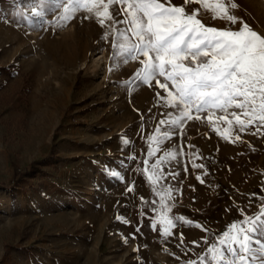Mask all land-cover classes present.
<instances>
[{
	"label": "rangeland",
	"instance_id": "obj_1",
	"mask_svg": "<svg viewBox=\"0 0 264 264\" xmlns=\"http://www.w3.org/2000/svg\"><path fill=\"white\" fill-rule=\"evenodd\" d=\"M56 3L0 0V264L209 260L207 248L242 219L240 209L253 215L261 206L264 132L239 133L233 127L224 139L228 126L209 123L207 112L186 120L182 134L180 127L160 125L171 119L163 114L175 116L174 110L158 101L156 93H164L154 82L147 86L134 79L141 65L122 62L114 37L104 39L111 31L107 24L102 27L94 14L82 11L61 26ZM235 3L231 12L264 35V0ZM34 5L42 17L31 16ZM196 8L206 26H230L213 19L210 10L188 5ZM165 130L174 133L168 140L162 139ZM172 150L180 154L166 159ZM157 160L163 176L153 183L149 176ZM169 172L179 175L173 179ZM165 189L174 197L163 201L171 206L167 215L191 221V226L177 222L168 237L159 225L157 231L150 227L163 211L159 193Z\"/></svg>",
	"mask_w": 264,
	"mask_h": 264
},
{
	"label": "snow or ice",
	"instance_id": "obj_2",
	"mask_svg": "<svg viewBox=\"0 0 264 264\" xmlns=\"http://www.w3.org/2000/svg\"><path fill=\"white\" fill-rule=\"evenodd\" d=\"M39 3L43 5L44 0ZM193 3L210 10L213 19L226 21L230 26L223 29L206 26L198 18L200 8L188 9ZM56 7L62 8L61 26L82 11L94 14L102 27L107 24L111 31L105 33L104 39L109 35L114 37L112 47L114 52L117 48L120 50L122 62L138 61L141 65L134 79L147 86L154 82L164 93H156L158 101L174 110L175 116L172 112L163 114L171 119L160 120V125L180 127L182 134L181 126L186 120H199V114L207 112L209 123L228 126L223 133L224 139L231 137L233 127L239 133L250 128L254 129L253 134L264 132V35L231 12L238 7L235 0H184L183 5H175L172 0H57ZM30 13L35 17L44 15L35 5ZM237 24L239 28L232 27ZM121 25L123 27H119ZM120 38L122 42L118 43ZM214 130L220 131L218 127ZM160 132L161 128L157 127L156 133ZM173 134L165 130L162 139L168 140ZM148 140L158 142L157 136H150ZM240 140L237 134L235 141ZM124 143L129 141L125 139ZM154 154L150 148L148 155ZM179 154L172 150L165 153V158L175 160ZM160 164L157 160L151 165L149 180L153 183L163 176ZM193 167L204 166L193 163ZM168 175L175 179L179 173L169 172ZM197 179L203 183L200 176ZM171 191L165 189L159 193L163 211L158 219L150 221L152 230L157 231L159 225L160 234L165 237L172 235L171 230L177 222L191 226V221L184 220L183 216L170 218L167 215L171 206L163 201L174 199ZM255 195L252 194L253 198ZM261 201L255 214L247 215L240 209L242 219L232 222L227 230L217 235L207 248L209 260L200 256L199 260H188L185 264H264V197ZM180 240L183 243L182 233ZM202 242L209 244L207 237L202 238ZM191 243L201 246L200 241Z\"/></svg>",
	"mask_w": 264,
	"mask_h": 264
},
{
	"label": "bare ground",
	"instance_id": "obj_3",
	"mask_svg": "<svg viewBox=\"0 0 264 264\" xmlns=\"http://www.w3.org/2000/svg\"><path fill=\"white\" fill-rule=\"evenodd\" d=\"M102 58L101 54L100 55H97L95 57V61L94 62H99V60ZM94 188H95V183L92 182L90 185H89V189H88V193L91 195L94 191Z\"/></svg>",
	"mask_w": 264,
	"mask_h": 264
}]
</instances>
